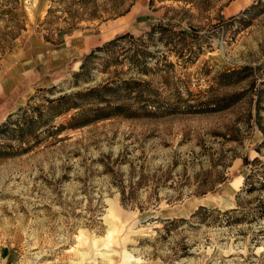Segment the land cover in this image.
Listing matches in <instances>:
<instances>
[{
    "label": "rangeland",
    "instance_id": "1",
    "mask_svg": "<svg viewBox=\"0 0 264 264\" xmlns=\"http://www.w3.org/2000/svg\"><path fill=\"white\" fill-rule=\"evenodd\" d=\"M9 14L20 28L0 55V123L42 96L90 88L81 105L109 115L56 136L44 128L75 109L29 138L0 132V264H129L125 255L135 264H264V219H187L198 205L218 208L197 199L233 207L242 157L264 159V0H19ZM123 33L132 37L107 44ZM135 45L147 53L146 74L126 57ZM244 65L245 78L222 84L221 72ZM131 79L139 85L121 84ZM233 92V111L171 110L179 99ZM143 99L159 106L154 116ZM219 155L224 182L196 193L219 176ZM172 218L186 221L170 228Z\"/></svg>",
    "mask_w": 264,
    "mask_h": 264
},
{
    "label": "trees",
    "instance_id": "2",
    "mask_svg": "<svg viewBox=\"0 0 264 264\" xmlns=\"http://www.w3.org/2000/svg\"><path fill=\"white\" fill-rule=\"evenodd\" d=\"M56 0H50L53 4ZM78 3L95 2V0H76ZM19 0H0V20H2L3 25L0 27V55L4 53L5 50L10 48V41L17 35L18 29L20 28L19 23L10 16L9 11L14 10L18 5ZM51 6L46 10V16L51 15ZM46 17V18H47ZM49 22H52L49 20ZM67 28H71L72 24L67 23ZM150 28H152L150 26ZM131 38L132 36L128 33H123L120 36L110 40L107 44L112 43L115 39L119 38ZM131 51V53H129ZM147 53L137 45L133 46L125 56L131 62L134 67L135 73L146 74L151 69V66L146 62L145 55ZM89 54L85 55L80 64L79 70L82 71L85 68V60ZM251 67L244 65L237 69H231L220 73V77L223 79L222 84H231L242 80L248 74H241L245 70H249ZM80 73H76L78 76ZM78 80L72 82V84L77 83ZM139 81L122 80L121 84L125 87H132V84L139 85ZM55 86H50L45 89H38L39 92H52ZM94 89H87L85 91H74L69 93H61L54 97L42 96L43 103L31 105L27 104L23 107L18 108L15 112L10 113L6 116L5 120L0 123L1 137L5 139H10L12 136H17L19 140L24 138H29L33 136L34 131L39 129V126L43 125L48 119L64 114L69 110L75 109L64 123H59L55 126H50V129L46 126L44 129L50 134L56 136L60 131L66 129H74L81 127L99 119L101 117H106L109 112H105L103 108H96L89 112L90 109L85 108L79 102L82 97L89 95ZM140 91V90H138ZM241 94L239 92H233L224 94L215 98H207L205 100H198L194 102H189L187 99H179L175 104L171 106V110L181 109L185 112H217V111H233L234 107L237 105ZM124 109L120 105V110ZM140 109L149 117L154 116L158 111L159 106L155 104L154 101L149 99H143L141 102ZM92 113V114H91ZM258 107L257 99H255L254 105V115L257 116ZM251 114L249 113V118ZM13 117V118H12ZM45 117V118H42ZM259 131L264 136V130L259 126ZM236 141V139H232ZM20 151L26 150V147H20ZM231 151V150H230ZM219 166L221 172L216 180L213 182H204L201 186H198L199 190L196 193H204L206 191H211L216 185L224 182L225 168L228 164L223 161V155H219ZM229 156L234 157L235 153L230 152ZM242 165L246 168V172L243 176L240 188L234 195V206L220 210L216 207L209 208L203 205H198L197 208L190 213L187 219H197L198 222H203L209 225L218 226H235L238 224H257L259 220L264 219V159H260L257 156L248 159L242 157ZM241 194L243 196H250L249 198L241 199ZM120 202L124 204L123 197L120 196ZM211 214H215L211 216ZM172 225L170 228L175 227L180 222H185V218H172L170 220L166 219ZM168 228V229H170ZM241 231V230H239ZM259 227L256 232H262ZM243 235L242 232H240ZM258 234V233H257ZM256 237V233L252 234L250 239Z\"/></svg>",
    "mask_w": 264,
    "mask_h": 264
},
{
    "label": "bare ground",
    "instance_id": "3",
    "mask_svg": "<svg viewBox=\"0 0 264 264\" xmlns=\"http://www.w3.org/2000/svg\"><path fill=\"white\" fill-rule=\"evenodd\" d=\"M233 191H234V189H233ZM230 197H232V196H230ZM194 203L204 204V205H214V206H217L218 208H221V209L227 208V207L231 206V203H227V201H225V200L222 201V199L220 200V198L213 197V196L212 197L211 196L210 197H207L205 199H197V200H194ZM188 210H189V208H187V210L186 211H183V212H187ZM183 212H180V213L182 214ZM124 258H127V261L126 260L125 261L128 262L129 264H135L134 262H132L130 260V256L125 255Z\"/></svg>",
    "mask_w": 264,
    "mask_h": 264
}]
</instances>
